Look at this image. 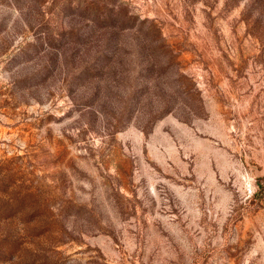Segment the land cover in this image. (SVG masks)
Instances as JSON below:
<instances>
[{"label":"rangeland","instance_id":"rangeland-1","mask_svg":"<svg viewBox=\"0 0 264 264\" xmlns=\"http://www.w3.org/2000/svg\"><path fill=\"white\" fill-rule=\"evenodd\" d=\"M0 264H264V0H0Z\"/></svg>","mask_w":264,"mask_h":264}]
</instances>
